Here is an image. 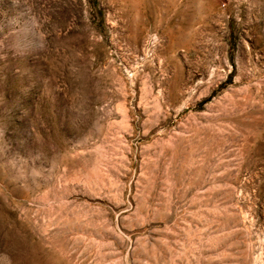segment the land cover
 Returning a JSON list of instances; mask_svg holds the SVG:
<instances>
[{
  "label": "rangeland",
  "instance_id": "374dc122",
  "mask_svg": "<svg viewBox=\"0 0 264 264\" xmlns=\"http://www.w3.org/2000/svg\"><path fill=\"white\" fill-rule=\"evenodd\" d=\"M0 264H264V0H0Z\"/></svg>",
  "mask_w": 264,
  "mask_h": 264
}]
</instances>
